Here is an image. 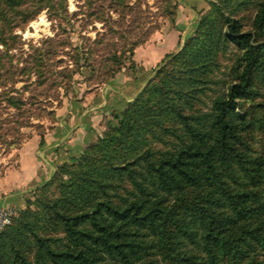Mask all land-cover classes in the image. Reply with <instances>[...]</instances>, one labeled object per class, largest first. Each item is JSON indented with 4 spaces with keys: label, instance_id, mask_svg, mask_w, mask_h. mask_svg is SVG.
Here are the masks:
<instances>
[{
    "label": "trees",
    "instance_id": "obj_1",
    "mask_svg": "<svg viewBox=\"0 0 264 264\" xmlns=\"http://www.w3.org/2000/svg\"><path fill=\"white\" fill-rule=\"evenodd\" d=\"M65 1L0 0L3 54L20 39L13 30L33 18L32 6L64 17ZM110 1L116 11L131 6L126 0ZM239 2L255 7L251 29H242L240 18L224 15L215 2L221 16L200 18L196 35L166 54L145 87L113 113L116 124L107 123L77 162L61 164L35 190L45 224L29 217L40 211L27 209L0 231V264H264V99L255 102V85L259 79L264 85V0ZM215 24L219 42L240 51L228 87L206 103L200 97L206 87L199 83L214 62L208 40ZM147 39L129 43L125 52L131 63L135 47ZM52 40L43 41V53ZM98 43L103 40L91 42ZM1 58L0 78L7 79L13 66ZM113 59L117 67L102 74L87 64L93 87L121 69L122 61ZM65 73V68L58 71L67 79ZM6 92L8 106H22L20 98ZM243 102L262 113L251 110L249 116ZM256 127L260 147L247 139ZM151 138L166 146L154 148Z\"/></svg>",
    "mask_w": 264,
    "mask_h": 264
},
{
    "label": "rangeland",
    "instance_id": "obj_2",
    "mask_svg": "<svg viewBox=\"0 0 264 264\" xmlns=\"http://www.w3.org/2000/svg\"><path fill=\"white\" fill-rule=\"evenodd\" d=\"M126 1L131 5L130 8H120L124 10L116 11L113 9L114 4L110 0H66L65 5L68 13L64 17L52 16L51 10H48L47 7H42L40 10L39 6L38 9L32 6L33 18L28 22H23L21 27L19 26L13 30V34L20 37V39L17 38L14 47L8 54H3L4 48L0 45L2 62L7 66H13L11 68L12 76L7 75V79L0 78V174L6 164L16 159V149L25 140L38 136L39 143L40 135L44 136L51 127L49 125L57 119L58 111L55 110L59 106L70 104L71 101H84V106L89 105L87 104L88 101L96 94L93 93L94 90L90 89H93L96 85L93 87L92 82H89L91 81L89 76L91 70L87 66L88 63H93L98 70L97 73L100 74L108 67H117L118 64L113 59L114 57L122 61L121 69L123 67L132 68L134 64L129 61V53L125 52L130 45L129 43L139 39L140 36H148L149 38L154 32L166 34L176 27L173 24H175L177 15L180 13V10L178 11L179 5H176V9L174 6L176 0ZM178 1L190 8L194 7L195 11L190 21L191 28H189V25L186 26L189 32H186V29L181 30L176 27L180 31V45L174 53L180 50L189 37L196 35L200 18L213 15L216 20L221 16L220 10L223 11L224 15L240 18L243 25L242 29L249 30L252 27L251 22L255 12L253 4H241L240 0ZM28 2L31 4V1ZM215 2L222 5L220 10L214 9ZM169 11L172 13L175 11V15L173 17L168 15ZM89 12L95 14L90 16ZM212 30L214 32L213 38L208 41L211 48L214 49L212 55L214 62L209 65V69L202 76L205 80L199 83L200 87H206L203 94H200V97L206 103H208L209 97L225 91L228 87L232 66L240 51L230 42L226 44L219 42L218 35H216V24L212 27ZM199 36L207 39L209 37L207 34H199ZM49 38L53 39L54 42L50 43V51L43 53V50H46L43 41ZM100 38L103 43L94 46L91 44V42ZM60 41V46H56L55 42ZM76 47L79 57L82 56L80 60L76 59ZM40 54H42L43 59L39 63L38 55ZM161 61L153 67V72L147 82L154 75V70L159 69L165 63ZM17 67L19 69H16ZM62 68L66 69L65 75L70 80L58 74L59 69ZM44 79V85H38V81ZM207 79H210L211 82H206ZM255 87L259 91L255 102L259 103L264 99V85L260 79ZM6 89L12 91L11 93L14 96L22 100V106L19 105V108L8 106ZM250 107V102H243L241 109L249 116L252 113L255 115L262 113L261 108L255 107L252 109ZM251 110L252 113H250ZM101 123V132L98 133V137L108 129L109 123L116 124V120L111 115L109 118L103 119ZM98 137L85 145L73 160L58 164L47 180L28 192L24 199V207L19 210L16 209V216L27 209L37 210L40 211L38 215L34 217L29 215V217L33 221L39 217V223L44 225L45 221L40 217L42 209L35 203V190L42 187L53 176L58 166L64 163L77 162L84 149L89 144L95 143ZM164 138L170 140L168 136H164ZM247 139L256 147H260L262 144L260 131L257 127L248 132ZM148 144H151L154 148L166 146V143L164 144V142L153 138L148 139ZM39 145L41 146V144ZM62 177L64 179L68 178L65 174ZM53 191H55L54 187L50 192ZM26 214L28 215L27 212ZM39 230L43 231L40 227ZM153 264L167 263L156 260Z\"/></svg>",
    "mask_w": 264,
    "mask_h": 264
},
{
    "label": "crops",
    "instance_id": "obj_3",
    "mask_svg": "<svg viewBox=\"0 0 264 264\" xmlns=\"http://www.w3.org/2000/svg\"><path fill=\"white\" fill-rule=\"evenodd\" d=\"M176 1L180 13L173 26L189 32L186 26L191 28L195 9ZM176 27L166 34L154 32L136 46L132 56L134 67H123L112 78L90 89L96 94L88 106H84V101L59 106L55 110L58 117L49 125L41 146L38 136H33L16 149V159L6 164L0 174V204L17 210L23 208L28 192L47 180L58 164L73 160L85 145L98 137L101 121L122 111L145 86L153 67L166 54L178 49L180 31Z\"/></svg>",
    "mask_w": 264,
    "mask_h": 264
},
{
    "label": "built area",
    "instance_id": "obj_4",
    "mask_svg": "<svg viewBox=\"0 0 264 264\" xmlns=\"http://www.w3.org/2000/svg\"><path fill=\"white\" fill-rule=\"evenodd\" d=\"M16 214L13 206L0 204V231L11 224Z\"/></svg>",
    "mask_w": 264,
    "mask_h": 264
}]
</instances>
